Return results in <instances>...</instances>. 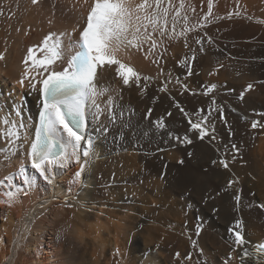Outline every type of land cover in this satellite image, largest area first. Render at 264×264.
Instances as JSON below:
<instances>
[{
    "label": "bare ground",
    "instance_id": "obj_1",
    "mask_svg": "<svg viewBox=\"0 0 264 264\" xmlns=\"http://www.w3.org/2000/svg\"><path fill=\"white\" fill-rule=\"evenodd\" d=\"M25 1L37 12V24L34 30L14 29L20 35L13 53L0 42V115L11 114L18 102L28 141L13 155L7 137L0 136V180L10 178L0 188V200L9 184L28 194L11 206L0 203V264H228L236 220L252 244L264 242V128L251 127L264 117V0H213L208 21L203 20L208 0H183L174 32L172 16L181 0H171L167 34L154 35L157 48L146 55L150 42H145L142 50L119 53L144 86L126 87L116 66L105 67L99 83L115 89L117 119L102 132L89 108L86 127L78 131L84 138L80 152L88 150L89 157L50 168L52 185L32 169L26 154L41 110L39 94L18 81L29 48L37 59L44 57L45 37L60 36L65 46L69 37L79 40L93 0ZM162 6H169L168 0ZM184 16L195 29L180 36ZM7 25H0L2 40ZM69 55L65 48L51 68L61 71ZM201 116L214 140L200 139L191 129L189 120ZM102 122L108 123L103 117ZM81 165L84 171L73 183ZM245 247L253 251L251 244ZM240 251L231 253V264H242Z\"/></svg>",
    "mask_w": 264,
    "mask_h": 264
},
{
    "label": "snow or ice",
    "instance_id": "obj_2",
    "mask_svg": "<svg viewBox=\"0 0 264 264\" xmlns=\"http://www.w3.org/2000/svg\"><path fill=\"white\" fill-rule=\"evenodd\" d=\"M32 2L35 4L37 0H32ZM168 3L169 6L164 7L162 6L164 0H142L139 4L135 0H93L87 12L86 26L81 31L78 41H73L69 37L68 44L65 46L60 36L53 40V36L49 35L42 42L41 51L44 52L42 59L36 58L32 48L28 49V55L24 61L25 69L18 83L21 87L26 86L31 92L39 94L41 110L35 138L29 141L26 154L31 161L32 169L49 185L54 184V177L50 174V168L57 164L63 167L66 162L73 159L79 164L81 157L85 159L89 157L88 150L80 152L81 141L84 138L75 129H84L90 107L95 110L92 113L93 119L101 124L102 132L110 131L108 124H114L117 119L112 111L114 104L112 94L115 89L110 84L99 83L103 78L105 67L116 66V74L126 87L135 85L137 88H141L144 86L141 84L140 75L121 62L119 53L129 47L142 50L141 45L145 42H150L146 55L151 54L157 48V40L154 39V35L158 33L163 37L167 34L170 7H174L171 0H168ZM212 3L213 0H208V11L203 16L204 21H208L212 15ZM184 8V2L181 0L179 7L175 9V15L172 16L173 32L176 23H178L176 18L181 16V10ZM191 10L195 11V8H191ZM182 19L185 21V28L184 32L178 34L180 36L195 29V25L192 26V29L187 27V16L182 17ZM149 27L151 31L148 30ZM50 41H52L51 44ZM208 42L211 40L209 39ZM196 43L202 44V40L198 38ZM188 46L186 43L185 47ZM65 48L67 52L71 53L68 56L67 66L61 71H55L51 66L64 57ZM200 51H204L203 47L200 48ZM3 59L4 56L0 55V60ZM185 66L188 67V75H192L191 68L186 62ZM39 69H43V71L41 72ZM44 73H47L46 77ZM150 79V77H143L144 81ZM25 81L28 82L27 85ZM38 84L41 87H37ZM215 87L216 85H211V88ZM252 87L253 85L249 84L248 90H251ZM159 90L164 91L166 89L161 88ZM106 95V101L101 103V98ZM212 104L215 105L216 101L213 100ZM176 107L184 112L180 105H176ZM214 110L220 112L221 119L224 118L219 107ZM22 114L23 108L17 102L11 114L0 115V136L7 137L13 146V155L23 151L24 142L28 141V137L22 135L21 131L28 127L21 118ZM102 117L106 118L108 123H103ZM206 120L207 117L205 116H201V119L196 122L189 120L190 127L199 132L200 139L209 136L210 139L214 140L215 136H211L201 126V122ZM70 125H74L75 128ZM251 127L253 129L264 128V117L261 121L253 120ZM229 134L231 135V130H229ZM236 147L235 144L232 145L233 149ZM220 163L225 168L228 167L225 160H221ZM83 171L84 166L81 165L80 170L75 173L73 183L79 181ZM9 179V177H5V180ZM5 180H0V188L4 186ZM229 186H231V182ZM10 189L11 185L9 184V190L3 192L5 199L0 200V203L11 206L19 195L28 194L27 190L18 192ZM234 198L237 203L240 202L241 197L239 195ZM260 207L264 208V204H261ZM242 223L241 220H236L230 229L233 240L228 264H231L233 259L231 253H235L237 247L241 250L239 259L242 264H246L247 260L254 257L256 258L255 264H264V243L252 244L251 241L247 240L243 235ZM199 228L200 226L197 225L198 232ZM249 244H251L253 251H249L245 247ZM176 256L179 258L180 254L176 253ZM186 259L191 260V255H188ZM197 264L200 262L197 261Z\"/></svg>",
    "mask_w": 264,
    "mask_h": 264
},
{
    "label": "rangeland",
    "instance_id": "obj_3",
    "mask_svg": "<svg viewBox=\"0 0 264 264\" xmlns=\"http://www.w3.org/2000/svg\"><path fill=\"white\" fill-rule=\"evenodd\" d=\"M37 2H43V0H37ZM36 13L37 12L35 10L29 9L27 7V3L25 0H0V25L8 24L6 27L7 32L3 33L4 36H2L3 40L2 38H0L1 39L0 42L2 41V43H4V44L1 43V45H3L2 49L6 53H13L14 49L16 48L15 36L17 37L18 35H20V34L16 35L15 32L16 29L21 27L23 28L28 27V30H34V27L37 24V17H35ZM29 15L31 18L28 17ZM8 26L10 27L8 28Z\"/></svg>",
    "mask_w": 264,
    "mask_h": 264
}]
</instances>
